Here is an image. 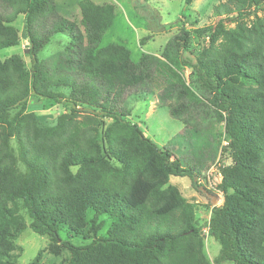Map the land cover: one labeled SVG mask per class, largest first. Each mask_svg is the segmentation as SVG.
<instances>
[{"label":"trees","instance_id":"1","mask_svg":"<svg viewBox=\"0 0 264 264\" xmlns=\"http://www.w3.org/2000/svg\"><path fill=\"white\" fill-rule=\"evenodd\" d=\"M0 5L7 10L0 51L19 45L13 23L23 16L30 63L0 59V264H19L16 242L26 229L49 240L29 264H264V0H218L212 25L182 28L158 56L136 63L124 45H100L114 20L110 4L77 3L84 33L53 0ZM60 33L69 47L50 66L39 61ZM143 88L155 90L189 134L218 139L220 157L229 159L219 168L222 201L211 207L206 236L197 204L169 184L171 177L195 183L194 170L147 139L121 106ZM30 97L65 111L40 126L27 111ZM101 216L111 221L106 236L84 235L101 230ZM61 229L90 241H63ZM207 237L220 246L212 261ZM45 255L58 262L42 263Z\"/></svg>","mask_w":264,"mask_h":264},{"label":"rangeland","instance_id":"2","mask_svg":"<svg viewBox=\"0 0 264 264\" xmlns=\"http://www.w3.org/2000/svg\"><path fill=\"white\" fill-rule=\"evenodd\" d=\"M79 1L81 0H53L57 13L73 22L80 32L84 33L77 7ZM89 1L96 5L110 4L114 8V20L103 35L100 45H124L130 52L131 60L135 63L144 54L158 56L166 42L182 28L194 30L212 25L215 20L212 7L218 3V0H193L189 5H186L185 0ZM2 11L7 12V10H2L0 5V12ZM23 25V16H18L13 26L19 34V45L1 50L0 59L18 55L30 67L27 50L24 47L26 40ZM140 40H143L142 46ZM70 42L71 38L68 34L60 33L50 37V42L38 54V60L50 66L51 63L57 61L63 53V49L69 47ZM59 91L66 95L69 93V89L64 87ZM136 93L125 95L121 106L129 112L128 120L137 124L147 139L159 149L169 151L173 158L179 161L182 168L194 170L195 183H192L187 177H171L169 184L177 187L189 202L197 204L196 217L202 228L201 233L206 236L205 223L211 215V207H218L222 201V195L215 190L219 178V168L229 163V159L227 156L223 158V155L220 157L221 147L216 144L218 139L208 142L202 137H195L184 130L180 121L171 118L167 107L158 103L155 90L148 91V88H143ZM27 111L33 112L37 116L40 126H53L56 118L65 111V108L63 103L55 104L45 99L30 97L27 101ZM217 129L221 130V126ZM222 139L221 137L220 141L222 145H225L224 139ZM202 189L205 190V194H201ZM213 197L216 198L214 205H212ZM87 218H92L91 211L87 212ZM98 223L102 224L100 231L93 235L92 232L89 233L88 230H85L84 235L89 234L91 239L105 237L111 221L106 216H101ZM58 236L61 240L69 241L74 245H83L90 241V239L83 240L81 237L75 238L66 229H61ZM48 242L47 237H40L26 229L16 242L22 250L17 262L29 264L38 251L47 247ZM219 249L220 246L216 241L210 237L205 239V255L209 261L218 256ZM41 262L57 263L58 260L45 255Z\"/></svg>","mask_w":264,"mask_h":264},{"label":"water","instance_id":"3","mask_svg":"<svg viewBox=\"0 0 264 264\" xmlns=\"http://www.w3.org/2000/svg\"><path fill=\"white\" fill-rule=\"evenodd\" d=\"M201 192L205 194V190L202 189ZM206 196H207V195H206ZM208 197H210V196H208ZM215 203H216V198L213 197V198H212V205H214Z\"/></svg>","mask_w":264,"mask_h":264}]
</instances>
